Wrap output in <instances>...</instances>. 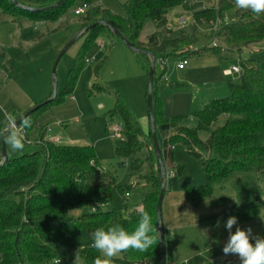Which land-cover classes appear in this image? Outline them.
<instances>
[{"label":"trees","instance_id":"1","mask_svg":"<svg viewBox=\"0 0 264 264\" xmlns=\"http://www.w3.org/2000/svg\"><path fill=\"white\" fill-rule=\"evenodd\" d=\"M57 1L41 0L26 6L18 0L23 7L34 10L30 11L15 7L11 0H0V10L15 21L16 16L22 14L34 21H55L64 17L69 6L76 1L90 7L82 18V26H97L84 34L86 41L69 76V86L72 87L90 46L104 29L116 36L111 31L114 29L136 48L146 52L135 54L148 74L151 66L148 54L164 66L173 58L217 54L223 49L240 55L249 46L264 41V13L239 9L235 0H217L216 7L195 15L199 24L215 23L224 12L234 11L233 21L220 25L213 40L203 44L185 29H169L167 15L181 4L180 0H127L125 17H117L96 7L93 0H64L58 8L50 9ZM149 22L156 24V32L146 44H141L140 35ZM4 59V54H0V64L6 70ZM105 61L104 57L101 62ZM101 62L97 70L101 69ZM239 66L240 81L229 84L230 96L212 101L200 112L199 125L195 129L187 128L183 119L164 117L160 99H154L160 78H153L155 130L164 163L174 162L171 148L180 143L199 162L206 177L204 186L185 188L187 201L193 207L204 202L213 204L209 200L214 188L225 185L235 172L264 174V64L248 59L240 60ZM71 90L64 91L62 97ZM114 95L116 103L110 115L120 117L123 122V139L118 142L116 153L125 161L133 160L130 167L135 171L145 163L150 167L149 174L142 178L146 190L141 209L124 206L102 211L103 207L112 205V193L117 185L112 174L98 163L94 148L50 143L46 140L47 128H43L39 139L34 141L39 142L38 151L15 159L7 158L5 166L0 168V264H94L101 253L91 246L90 233L99 227L107 229L115 224L132 232L144 211L149 213L159 233L156 206L161 189V170L153 148L152 131L149 127L146 133L123 97L117 92ZM60 102L56 98L49 103ZM45 106L43 104L34 113ZM34 113L28 117L30 121ZM221 120L222 124L219 123ZM30 128L32 125L25 127L26 140H30ZM202 133L209 134L206 140L201 138ZM144 149L149 152L145 161L138 157ZM1 162L0 155V165ZM177 172L181 176L183 167L177 166ZM259 215L257 205L247 204L205 219L202 225L217 229L224 226L230 216L243 223ZM217 221H220L219 227H216ZM157 233H152L157 238L146 251L129 249L114 262L161 264Z\"/></svg>","mask_w":264,"mask_h":264},{"label":"rangeland","instance_id":"2","mask_svg":"<svg viewBox=\"0 0 264 264\" xmlns=\"http://www.w3.org/2000/svg\"><path fill=\"white\" fill-rule=\"evenodd\" d=\"M20 1L27 6L41 0ZM180 1L181 4L170 10L167 15L168 27L173 30L185 29L195 35L200 44L211 42L220 25L233 21L234 11L231 10L224 12L215 23L199 24L195 15L216 7L217 0ZM93 2L96 7L117 17L126 16L127 0ZM80 7L82 3L76 1L69 6L64 17L55 21H34L25 14L17 15L15 21L12 16L0 10V54H4L3 64L6 68L4 70L0 64V136L3 132L7 135L12 120L17 122L28 110L52 99L53 70L58 57L64 51L55 68L56 98L61 102L48 103L34 113L30 121L32 128L29 131L32 144L26 143L25 127H18L24 138V148L12 151L5 144L7 158L15 159L38 151L40 146L34 141L38 140L43 128H47V131L50 129L49 136L59 138L57 145L93 147L100 166L116 179L117 187L112 193V205L103 207L102 211L124 206L135 209L140 207L145 194L142 178L149 174L150 167L145 163L135 171L130 167L133 160L125 161L117 155V144L123 137L114 138L112 128L123 127V122L120 117H111L110 113L115 106L114 94L117 92L141 125L149 126L148 72L138 55L128 49L118 37L104 29L90 46L75 84L73 87L69 86V76L76 65L86 36L83 35L74 43H70L83 29L92 27L82 26L84 15L75 13ZM182 18L186 19L185 25L179 23ZM95 26L97 25L93 24V27ZM156 29L155 23H147L140 35V43L146 44ZM217 54L226 68L240 67V60L248 59L264 64V41L249 46L240 55L226 49ZM104 57L106 61L102 63ZM195 57L191 55L186 58L190 60ZM178 60L173 58L164 66L156 63L153 78H160V81L154 90V99H160L165 118L183 119L187 128L195 129L199 125L198 114L212 101L228 98L229 84L239 83L241 74L228 76L229 78L223 79L217 88L202 85V81L196 85H188L180 81L181 72L176 68ZM100 62L102 67L97 70ZM68 89H72V92L62 97V93ZM219 123L222 124L223 120ZM208 136V133L201 134L203 140ZM2 140L0 139V155ZM173 154L174 162L165 163L168 189L206 184V177L199 162L191 157L180 143L174 145ZM138 157L145 161L149 157L148 150L144 149ZM177 166L183 167L181 176L177 172ZM209 201L213 204L204 202L197 207L199 213L206 214L204 218L217 216L223 211L247 204L257 205L259 217L243 223L238 221V226L242 229L251 227L254 236L264 237V174L235 172L225 185L214 188ZM217 229L190 226L174 234L165 232L166 264H237L234 261L240 259L237 255L225 256L223 253L229 236L228 230L225 225ZM235 229L236 226H233L232 231L235 232ZM212 233H218V243L214 240L216 236H210ZM252 242L255 243L254 240ZM217 249H220L219 253ZM205 255L210 260L205 258ZM101 257L104 259L102 254ZM188 257L193 259L185 263L184 260ZM117 258H121V255L110 258V264H117L114 262Z\"/></svg>","mask_w":264,"mask_h":264},{"label":"clouds","instance_id":"3","mask_svg":"<svg viewBox=\"0 0 264 264\" xmlns=\"http://www.w3.org/2000/svg\"><path fill=\"white\" fill-rule=\"evenodd\" d=\"M235 4L237 8L251 10L255 14L264 13V0H235ZM19 127H30V118L23 119ZM0 139H3L12 151L24 148V138L14 120L10 123L7 135L0 136ZM219 226L220 221H217L216 227ZM233 226H236L235 232L232 231ZM225 227L229 232L228 240L223 247L225 256L237 255L242 264H264V237L254 236L251 227L247 229L239 227L238 219L235 216H230L227 219ZM154 232L157 233V230L147 211L140 214L137 227L132 232L126 231L119 224L112 225L107 229L97 228L90 233L91 246L101 253L104 259L97 257L94 264H110V258L129 249L146 251L157 238L152 235ZM253 240L255 243L252 242Z\"/></svg>","mask_w":264,"mask_h":264},{"label":"crops","instance_id":"4","mask_svg":"<svg viewBox=\"0 0 264 264\" xmlns=\"http://www.w3.org/2000/svg\"><path fill=\"white\" fill-rule=\"evenodd\" d=\"M180 60L182 59H179L178 62ZM187 60H188V66L185 69L183 70L177 69L181 72L180 81L183 83H186L188 85H196L202 81L203 82L202 85L208 87L209 85H212L213 87H216L218 84H221L223 79L229 78L226 75V71L230 70L231 68L228 67L226 68L222 62V59L216 53H206V54L196 55L195 58H191L190 60L189 59ZM142 127L144 131L147 133L150 127V122H149V126L142 125ZM49 130L50 129H48L46 136H49L48 134ZM185 188L180 186L177 189L174 187L168 189L167 187L166 194L164 196V205H163L164 208L162 213L163 214L162 225H163L164 234L165 232H173V234L175 232H182L183 230H185L190 226L201 227L202 229L203 228L212 229L203 226L202 221L214 216H209L207 218H204L206 217V214L199 213L198 208L193 207L187 201V198L185 196ZM137 208L141 209L140 207ZM210 236L211 237L216 236L214 240L216 243L219 242L220 237L218 233H214V234L212 233ZM219 250L220 249H217L218 253ZM205 258L210 260V258L207 255H205ZM192 259H193L192 257H188L184 261L186 263V261H192ZM234 261L237 264H240L241 262L240 259H236Z\"/></svg>","mask_w":264,"mask_h":264},{"label":"water","instance_id":"5","mask_svg":"<svg viewBox=\"0 0 264 264\" xmlns=\"http://www.w3.org/2000/svg\"><path fill=\"white\" fill-rule=\"evenodd\" d=\"M64 0H58L52 7H50V9H55L58 8L61 3ZM11 3L18 8H23V9H27L30 11H34L32 9L23 7L18 0H11ZM93 27V26H92ZM92 27H88L82 30V32L80 33V35L74 39L70 44L74 43L78 38H80L81 36H83L85 33H87ZM111 31L128 47V49H130L133 53H146L144 51H141L140 49L136 48L134 45H132L129 41H127L123 36H121L118 32H116L114 29L111 28ZM64 51L61 53V55L58 57L57 62L59 61L60 57L63 55ZM148 54V53H147ZM151 58V66H150V71H149V91H148V100H147V104H148V109H149V122H150V129L152 131V143H153V148H154V152L156 154L159 166H160V170H161V189H160V195L158 198V202H157V206H156V214H157V224H158V244L160 247V254H161V264H166V247H165V243H164V230H163V225H162V205H163V200H164V196L166 193V188H167V183H166V166L162 157V152L159 146V141H158V137H157V133L155 130V122H154V110H153V76H154V72H155V65H156V59L153 55L148 54ZM57 62L54 66V70H53V97L52 99H50L49 101H47L44 104H47L51 101H53L54 99H56L57 96V87H56V83H55V68L57 65ZM42 105L36 106L30 110H28L23 117H21L17 122L16 125L17 127H19L22 124L23 119L28 118L29 116H31L38 108H40ZM4 135V132L2 133V136ZM1 165L0 168L4 167L6 162H7V155H6V148H5V143L2 140L1 143Z\"/></svg>","mask_w":264,"mask_h":264},{"label":"built area","instance_id":"6","mask_svg":"<svg viewBox=\"0 0 264 264\" xmlns=\"http://www.w3.org/2000/svg\"><path fill=\"white\" fill-rule=\"evenodd\" d=\"M88 9H89V6L86 5V4H84V5H82V7L78 8V9L76 10L75 13H76V15H82V14L84 15L85 12H86ZM185 21H186V19H185V18H182V19L179 21V23H180L181 25H185ZM169 29H172V27L169 26ZM187 66H188V60H187L186 58L180 60V61L177 63V65H176L177 69H179V70H183V69H185ZM233 74H241V68H240V67H232L230 70L226 71V75H227V76H232ZM112 135H113L114 138H119V137L122 138V137H123V136H122V127H120V126H115V127H113V128H112ZM122 139H123V138H122ZM122 139H121V140H122ZM46 140L49 141L50 143H53V144H58V142H59V138H57V137L46 136ZM26 143H27V144H32L33 141H31V140H26ZM38 144H39V142H38ZM171 149L174 150V147H172Z\"/></svg>","mask_w":264,"mask_h":264}]
</instances>
